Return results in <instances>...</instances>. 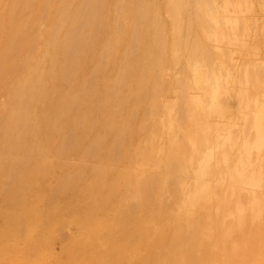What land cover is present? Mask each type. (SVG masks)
<instances>
[{"label":"bare ground","instance_id":"1","mask_svg":"<svg viewBox=\"0 0 264 264\" xmlns=\"http://www.w3.org/2000/svg\"><path fill=\"white\" fill-rule=\"evenodd\" d=\"M39 1L17 0L14 8L32 11L34 19L31 26L35 27L36 34L31 38L21 39L19 35H22L23 20H20L21 26L7 38V45L0 52V77L16 78L14 85L8 86V89L11 88L9 102L0 105L2 110L7 106L11 108L10 113L4 112L7 116L0 119V150L3 155L0 153L2 159L6 158L5 165L7 164L6 170L0 173V183L3 185L0 195L22 201L24 197L21 186L30 182L40 167L39 160L23 157L20 152L34 153L37 150L46 162L43 152L47 153V150L55 148L58 136L63 137V142L56 148L59 153L55 152L57 158L58 155L68 154L77 141L79 144V137L70 130L79 125L78 116L83 119L81 120L84 123L80 125L85 130L93 128L89 121L90 114L85 112L81 103L82 96L92 98L97 88H102L101 102L105 109L117 106L111 99L112 95H115L114 98L121 97L120 105H124V109L132 101L143 97L151 108L150 112L146 110V116L153 118L158 109L157 102H161L167 92L166 81L169 76L165 70L172 63H180L182 59L179 53L183 49L190 53L187 67L192 74L188 78L177 72L176 82L180 85V90L171 104L162 103L166 113L164 133L167 140L158 152L157 164L162 165L159 168L161 171L148 169L145 174L139 175L140 171L129 165V169H123V179L129 189L132 188V178L136 179L131 199L139 211L151 209L155 202L167 195L181 199L173 226L162 230L164 239L161 250L164 259L158 264H191L194 252L197 255V264H224L209 255L216 251L212 242L214 221L220 216L227 225L235 223L239 235L249 233L253 240L261 244L264 241V206L260 204V197H264V94L256 91L249 95L239 88L236 97L240 103L236 107L231 102L234 93L229 86L235 83L236 75L233 72L237 70L245 72L240 84H253L257 86V90L264 87V68L261 70L262 75L257 74L254 77L248 71L251 66L259 70L264 67V62L256 61L251 66H243L235 61L234 55L226 58L227 50L219 47L220 45H215L214 52L221 57V66L228 72L225 77L221 73L216 75L202 66V63L199 64L197 60L201 54L195 61L196 52H202V56H209L211 52H206L207 49L204 51L203 46L199 49L195 43L194 32L197 29L193 24L194 19L189 17V12V16L183 13L187 0H168L165 13L172 19L170 31L152 17L153 10L159 11L160 8L151 0H61L58 8L52 0H46L44 17L39 15ZM68 1H71L70 5H63ZM215 1L199 0L192 7L195 13L197 10L200 12L201 7L208 11L213 7L212 4H217ZM238 4L237 0H226L225 7L232 8ZM213 11L208 18L219 30L211 33L202 29L207 32L208 38H214L220 44L239 46V32L242 31L239 29L242 27H239L240 24H244L247 34L250 27H255L258 22L252 17L232 16L219 19L216 13L212 15ZM197 16L194 18L201 21L205 19L202 20L203 17L199 14ZM200 20L196 21L197 27ZM153 26L156 29V33L153 31L155 34L151 33ZM199 43L202 45V41ZM121 45L125 47L123 54L117 51V47ZM11 52L17 53V56L12 57ZM158 68L160 70L156 72ZM205 68L207 69L203 70ZM1 86L4 90L3 85ZM40 101H44V104L46 101L43 109L36 106ZM251 103L254 105L251 106ZM22 106L25 110L24 116L20 114ZM97 109L103 111L101 108ZM103 117L106 124L107 121L110 122L109 132L104 133L103 139L97 134L98 137L96 135L97 138L84 150L90 153L97 149L102 154L99 163L82 165L77 173L66 174V179L58 183L69 201L74 202L93 192L94 184L100 175H105L104 172H112V184L115 183L119 177L115 174L116 170L103 161L119 159L122 151L119 152L118 148L123 147L127 140L138 137L141 142L145 137L148 138L144 134L148 125H145L146 119L138 134L123 116L119 120L115 116L111 119L106 112ZM150 131L152 135L154 129ZM143 153H147L148 160L152 161L153 149L148 146L141 150L140 147L137 148L133 156L141 157ZM55 155L52 154V157ZM69 156L73 157L72 154ZM123 156L122 154V158ZM68 158L67 160H71V157ZM67 160H63L60 166H70L65 163ZM103 178L108 179L106 176ZM105 181L100 187H104ZM108 184H105L106 187ZM118 184L122 185L120 182ZM13 189L15 191L12 192ZM238 191L244 195V205L238 209L240 213L236 215L230 204ZM136 214L131 216L135 217ZM128 228L130 230L131 227Z\"/></svg>","mask_w":264,"mask_h":264},{"label":"rangeland","instance_id":"2","mask_svg":"<svg viewBox=\"0 0 264 264\" xmlns=\"http://www.w3.org/2000/svg\"><path fill=\"white\" fill-rule=\"evenodd\" d=\"M60 1L61 0H52L53 4L57 8L61 4ZM196 1L199 0H187L186 6L184 8L186 10H184L183 13L185 15H188L187 13L189 12L190 16H188L194 19L193 24L195 29H197V31L195 30L196 32H194V37L195 43H197L199 49H201V46H203L202 48L204 49V51L205 49H207L208 51L206 50V52L211 53L209 54V57L204 53V56H202V52L199 53L200 51L196 52L197 55L195 54V61L197 60L198 55L201 54L197 60L199 61V64L202 63L201 65L209 68L210 72H213L216 75H219L221 73L225 77L228 72L223 66H221V57L217 55L216 52H214L215 45H220L219 47L222 46L227 50L226 58H231L230 56L234 55L233 58L235 59V61L241 63V65L243 66H247V64H250L248 66H251V64L256 61H260V63L264 62V0H237V3H239L238 5H234V7L232 6V8H230L231 6L228 7L230 10L232 9V12L225 7L226 0H212L217 2V4L215 3V5L212 4L213 7L211 8H213L214 11L211 10V8V11H207V9L204 8L206 10L205 11L201 7V10L199 9L200 12L202 11L201 14L198 10V12L196 11L195 13L194 8L192 7ZM151 2H155V5L160 8L159 11L153 10L152 17L159 20L161 24L166 26L168 31H170L172 26V19L165 13V6L169 1L151 0ZM16 3L17 0H0V52L3 50L4 46L7 45V38L17 30V27L21 26L20 20H23V28L21 29L22 35H19L21 39H28L36 34L35 27L31 26V21L34 19L32 11H23L17 7L14 8ZM69 3H71V1H68L63 5H68ZM187 3H189L188 6L191 7L192 10L187 6ZM45 4L46 0H40L37 3L40 17H44L46 15ZM221 4L223 6H221ZM244 5L246 7H241ZM215 9L217 11H215ZM193 11L195 14L193 13ZM212 11V15L216 13V16L219 19L232 16L250 18L252 17L255 20L257 19V25L255 27L251 26L252 28L250 27V29L255 33L253 31L252 33H250V30L246 34L244 24L241 23L242 25L240 24L239 26H242L241 28H239L242 30H239V39L241 41L239 46L220 44L219 42L214 41V38H208L209 36L207 35V32H204L203 29L210 31L211 33H216L219 30L218 26H216V24L213 25L210 21V18H208ZM206 12H208V15L206 14ZM197 13L200 15V17H203L202 20L204 18L205 19L203 21L198 19L199 16H197ZM202 13L205 15L202 16ZM195 15L198 17H196L198 21L196 20V18H194ZM188 16H185L186 19H189ZM199 20L201 26L199 27L200 24H198L197 27L196 25ZM153 31H155L156 33V29L154 26L151 28V33L155 34ZM196 39L198 40V42L202 41V45L201 43L198 44V42H196ZM190 46L191 45H189V48ZM124 49V45L117 47V51L119 54H123ZM229 49L231 50L229 51ZM234 50H236V52ZM184 52L185 54H183ZM188 53L189 51L182 49L179 53V56L181 57L180 59H182L180 60V63H172L165 70V73L169 76L166 81L168 88L167 92L164 94V99L161 102H157L158 109L156 115L153 118H150L149 115L148 118L146 116V110L150 112L151 108L149 102L145 100L146 98L144 99L143 97L139 98L138 100L132 101L124 109L125 106L120 105L121 97L116 96L114 98L115 95H112L113 97L111 96V99L117 106L105 109L103 103L101 102L103 99L102 88H97V90L94 91L95 95L93 94V100L92 98H83L82 96L83 101L81 103L83 105V108L86 110L85 112H87L88 115L90 114L89 121L93 126V130H85L86 128L83 125H80L81 123H84L82 121L83 119L78 116L77 119L78 123L80 122L79 125L77 124L75 126L76 129L73 126L70 131H73L75 134H77V136L79 137L78 140H80V142L79 144H77V141L75 144L76 146L74 145V148L71 147V152L69 151V153L66 155H60L61 157L58 155V158L57 155H55L56 153H58V150L56 152V148L59 147V145H61V143L63 142L62 136H58L60 139L57 137V142H55L56 146L54 149L47 150L48 154L46 152H43L47 158H45L46 162H44V158L40 156L37 150H34V153H30L29 151L30 154L28 153V151L20 152L23 157L27 156L39 160L40 170L38 169V171L35 172V175L30 182L25 183L21 186L20 189L24 197L22 201H18L17 199L11 197L3 198V195H0V264H158L164 259V254L161 250V245L164 239L162 230L167 227L173 226L181 199H178V197H168L167 195L164 196L161 200L155 202V205L152 206L151 209L139 211L137 209V205L131 199V195L135 191L133 186L136 183V179L132 178L130 182V187L132 186V188L129 189L125 180L123 179L122 172L123 169L125 171V168L129 169V165L131 167L133 166L135 170L140 171L141 173L139 172V175L145 174L148 169H153V171L157 172L161 171V169L159 168H162V165L157 164L158 152L161 145L167 140L164 133L166 113L165 110H163L162 103L166 102L171 104L175 100V95L178 94L180 90V85L176 82L177 72L183 73L184 76H188V78H190L192 71L187 67V63L190 60V53L189 56L186 57ZM11 54L12 57L17 56V53L15 52H11ZM237 54H239V56ZM226 62L230 63V61ZM259 65L263 66L262 64ZM251 67L248 70L250 76L254 77L257 74L262 75L261 70L264 67H261L259 70H256L253 67L251 69ZM207 68L203 70H206ZM222 69L223 71H221ZM159 70L160 69L158 68L155 71L158 72ZM253 70L256 73H254ZM233 73L236 75V81L229 86L234 93L233 100L231 101L233 106L238 107L240 103L238 97H236L237 93L240 90L239 88H241V90L249 95L255 94L256 91H260L261 94H264V87L257 90V86L253 84H240V81L243 80L242 76L244 75L243 73H245L244 71L238 72L237 70H235ZM4 77L5 76L0 77V83L3 82V84H0V90L2 92H0V105L9 102L10 96L8 95L11 88L8 89V86L14 85L13 82H16V78L13 76L11 78L7 77V79H4ZM1 85H3L4 90ZM56 99H58V97L55 98V100ZM99 101L101 103L100 105ZM40 102H42L41 105ZM40 102H37L39 105L36 106L40 109H43L42 107L45 106L46 101L45 104L44 101ZM93 103L95 104L92 105ZM250 105L253 106L254 104L251 103ZM96 106L97 108L103 109V111L98 110ZM7 107L6 109H4L5 111L0 107V113H2L0 114V119H3L4 116H7V112L8 114L10 113L9 111L11 110V108L9 106ZM119 107L121 108V110H124H122L123 114L121 113L122 111ZM7 109L9 110L7 111ZM20 109V114L24 116V107L22 106ZM91 110L93 111V113ZM106 112L111 119L115 116V118L119 120L120 116H123L125 120L130 122L131 126L133 127L132 129L138 132L141 130L142 124H148V130L145 129L144 132V134L148 138L145 137L141 142L138 141V137L127 140L126 144L123 147L118 148L119 152L122 151V153H120L121 155L119 156V159L113 161V159L116 158H112L110 159L111 161H103L105 164L109 165L111 169L116 170L115 174L119 177H117L118 179L116 178L115 183L112 184V180L114 178L113 173L107 172L106 174V172H104V176L101 177L100 175L98 177L99 181L97 179V185L94 184L93 188H95L93 192L89 193L88 196L82 197L74 202L69 201L68 199H66L64 192L60 187L61 185H58V183L60 184V182L66 179V174L77 173L79 171V168H81L80 166L82 165L89 166L99 163V160L102 158V154L99 151L97 152V149H94V151L90 153H86L84 150L87 149V145L90 146L93 140L98 137L97 134H100L101 138L103 139L104 135L109 132L108 124L110 125V122L107 121L106 124V119L105 117H103ZM149 112L148 114H150ZM241 112H244V110H242ZM112 114L114 116H112ZM147 120L149 121V123ZM102 123H105V126ZM151 129H154L152 135L150 131ZM138 134H140V132ZM139 144H141V146ZM144 146H148L153 149L152 161L148 160L147 153H143V156L141 157L133 156L137 148L140 147L141 150L144 148ZM0 152L2 153L3 151L0 150ZM1 153L0 158L3 157V153L2 155ZM92 153L93 156L91 155ZM52 154H54L55 156L52 157ZM70 154H72L73 157L69 156ZM84 154H86V157ZM88 154L91 156H87ZM122 154L124 155V158H122ZM65 156L67 158L69 157L68 159H70L71 157V160H67ZM5 159V157L3 159H0V164L2 163V165H0V173L6 170L5 168L7 167V164L5 165ZM63 160H67L68 162L65 163H69L70 166L63 164L67 168L64 166L61 167V164L64 162ZM50 166L52 167L50 168ZM43 167L46 169H44ZM43 169L46 172L43 171ZM105 176L108 177V179L103 178ZM103 181H105L106 185L108 184L106 182H109L107 187L104 184V187L106 188L105 190L103 186L100 187ZM119 182L122 183V185L118 184ZM123 183H125L126 186L123 185ZM117 184L119 185V187ZM2 187L3 185L2 183H0V192L3 189ZM100 188H102L103 191H101ZM13 191H15V189H13L12 192ZM243 196V193L238 191L235 199L232 200V203L230 204V208L236 213V215L240 213L238 209H241L244 205ZM90 197H92V199H90ZM94 197H96L97 200ZM260 204L264 206V197L262 196L260 197ZM133 213H137L138 215L136 214L135 217L131 216ZM127 219H131V221ZM214 224L215 229L212 242L215 246L216 251L214 250V252H210L209 255L211 257L224 264H264V241L261 242V244H258L256 240H253L249 233L239 235L237 225L235 223L233 225L225 224L222 216L216 219L214 221ZM124 226H127V228H131L130 230H127V228ZM191 264H197L196 252L192 254Z\"/></svg>","mask_w":264,"mask_h":264}]
</instances>
